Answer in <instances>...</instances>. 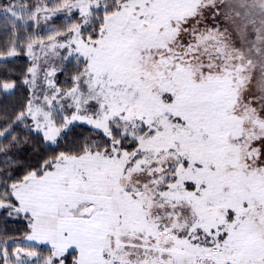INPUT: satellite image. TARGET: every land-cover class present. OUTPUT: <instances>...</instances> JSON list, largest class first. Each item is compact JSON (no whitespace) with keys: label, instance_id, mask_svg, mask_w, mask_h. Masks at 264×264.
<instances>
[{"label":"snow or ice","instance_id":"6c2138e0","mask_svg":"<svg viewBox=\"0 0 264 264\" xmlns=\"http://www.w3.org/2000/svg\"><path fill=\"white\" fill-rule=\"evenodd\" d=\"M60 13L24 46L26 103L0 114V213L29 242L5 240L3 264H264V0H8L0 60ZM35 46L75 61L70 86L44 70L42 99Z\"/></svg>","mask_w":264,"mask_h":264},{"label":"trees","instance_id":"16d2710c","mask_svg":"<svg viewBox=\"0 0 264 264\" xmlns=\"http://www.w3.org/2000/svg\"><path fill=\"white\" fill-rule=\"evenodd\" d=\"M0 2H8V0H0ZM22 2L28 3L30 6L40 2L49 6L55 4L57 0H22ZM66 25V21L59 16L54 17L50 22L43 28H37L35 22L28 21L26 24H22L18 30L19 39L17 41L18 47L24 48V50L16 57L7 58L6 60H0V80L15 81L16 87L11 94H4L0 91V114L4 112L15 113L18 112L28 99V89L23 83L27 68L30 66V60L26 55V47L29 37L46 39L54 28H63ZM11 33V25L7 28L4 27V22L0 19V52H6L9 46L7 41ZM75 61L72 64L67 65L64 71H60L57 75V82L60 87L70 86L65 84L68 80L69 73L74 70ZM29 123V121H28ZM21 135V139L28 134L27 129L24 125H20L17 129ZM74 134L84 137L89 135L88 126H77L74 129ZM35 134L33 133V136ZM28 155H32L31 149H29ZM5 157L0 155V161H3ZM0 167L3 164L0 163ZM22 175V172L13 173V178H17ZM11 183V181H9ZM6 213H0V251L5 247L4 241L7 240V250L10 253L12 248L17 244L14 243L16 239L21 238L27 231V221L21 217H10L5 220ZM16 242V241H15ZM0 264L2 260H0Z\"/></svg>","mask_w":264,"mask_h":264},{"label":"rangeland","instance_id":"374dc122","mask_svg":"<svg viewBox=\"0 0 264 264\" xmlns=\"http://www.w3.org/2000/svg\"><path fill=\"white\" fill-rule=\"evenodd\" d=\"M57 16L62 17L64 19L65 14L64 13H60ZM49 22H50V20H44L43 18H41L38 24L35 22V25H36L37 28H43ZM209 23H211L210 20H209ZM44 41H45V44L48 43L47 38ZM34 51H35L36 55L39 57L38 66L41 69V71L38 73V77H37V88L35 89V91H36L37 95H39L41 97V99H42L43 98V95H44V90L47 88V85H46V83L44 81V70L45 69L50 70L52 68L57 69L56 75L54 77H52L51 79H53L54 82L57 84V86H59V84L57 82V75L60 72V68L62 67V61H61L60 57L61 56H64V55H67V51L65 49H57L56 51L60 53L59 56H54L49 51L47 57H45V51L44 50H41L39 46H35ZM45 59H47V61H48L47 63H45ZM29 60H30V66H31L32 65V60L30 58H29ZM27 89H28V97H29V95H30L29 86H27ZM29 123H31L30 120H29ZM26 233L21 238L15 240L17 244L12 248V250L10 251V253L17 246H25L27 243H29V242H26L25 239H24ZM2 251H3V249L0 252H2ZM2 263H3V261H2Z\"/></svg>","mask_w":264,"mask_h":264}]
</instances>
